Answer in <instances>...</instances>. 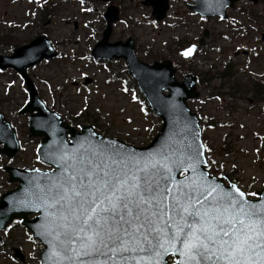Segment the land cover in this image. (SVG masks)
<instances>
[{"label": "rangeland", "instance_id": "374dc122", "mask_svg": "<svg viewBox=\"0 0 264 264\" xmlns=\"http://www.w3.org/2000/svg\"><path fill=\"white\" fill-rule=\"evenodd\" d=\"M41 1L46 2L44 9L39 0H0V55H11L38 35L46 36L59 56L37 64L28 75L47 108L70 119L90 117L107 136L127 144L149 143L161 122L125 75L123 61L106 67L89 56L104 29L106 5L92 0ZM142 1L110 0L119 10L110 41L131 38L137 58L145 63L170 60L177 80L186 73H206L202 85H197L199 96L188 105L201 120L209 171L217 176L230 173L247 195L255 194L264 187V101L260 102L264 100V17L256 21L255 7L244 0L228 10L225 23L193 14L187 8L190 0H168L165 18L155 22L151 8ZM235 52L241 54L234 56ZM226 67L231 75L222 81ZM85 78L91 79L87 85ZM256 85L262 87L257 97ZM26 102L19 75L10 69L0 71V112L20 144L11 160L0 155V194L15 187L8 183L3 167L46 169L36 156L38 138L29 136L28 115H18ZM7 231L1 234L0 264H21L12 257L13 247L25 256L23 264H40V245L28 231L17 224Z\"/></svg>", "mask_w": 264, "mask_h": 264}, {"label": "water", "instance_id": "95a60500", "mask_svg": "<svg viewBox=\"0 0 264 264\" xmlns=\"http://www.w3.org/2000/svg\"><path fill=\"white\" fill-rule=\"evenodd\" d=\"M193 1L196 2V6L190 8L202 16L225 18V8L231 6L235 0ZM144 4L153 8L152 15L156 20L163 19L168 10L166 0H146ZM104 18L107 22L106 29L102 39L92 51L93 56L103 61L123 58L129 74L135 80L142 95L162 119L160 133L145 148L125 146L118 140L102 137L90 126L81 127L78 132L62 122L57 114L46 109L38 99L36 90L26 74L28 67L42 59H51L56 56L50 42L44 36L37 37L30 44L14 50L11 56L0 55V68L15 69L25 82L29 101L19 114L35 111L28 119V129L32 136L41 137L37 149L38 157L43 163L53 167L51 171L19 170L11 167L3 169L8 173L10 182H17V187L0 196V230L11 218L21 219L22 224L43 245L39 255L41 264H81V262L83 264H136V261L130 257L144 255L127 253L124 254L126 258L121 259L119 254L113 255L108 249H101L106 255L84 256L78 244H68L63 236L64 232L70 231L63 227L65 221L61 219L68 215V210L67 207H60L63 201H59L56 194L63 192L61 186L66 184L73 172L87 167V161H98L97 154L104 148L110 152L123 153L124 157L128 158L129 164L139 161L143 166L147 160L164 165L161 168L163 174L161 184L163 185L166 181L167 186L172 190L171 194L178 199L181 192H189L192 184L199 182L202 186L201 190L208 185L213 187L219 185L224 194L231 192L237 199H243L258 208L264 206V189L256 193L258 197L256 200H248L246 196L240 198L233 189V184L224 186L216 177H209L205 170L207 164L200 139L198 118L190 113L185 103L188 98L198 96L195 92L194 77H186L178 83L173 78L170 62H154L152 65H147L138 61L130 39L124 43H109L111 24L117 20V10L108 8ZM164 90L168 91L167 95L163 93ZM67 135H69V142H67ZM18 148L14 130L0 114V153L12 157ZM182 171L186 173L179 178L178 174ZM208 198L211 199V197ZM164 204L166 207L171 206L169 200H165ZM29 215L35 216L29 219ZM169 215L174 213L165 212L160 221V227H163ZM145 230L141 229L142 232ZM154 235L155 233H151L149 238ZM69 247L77 248L78 252L65 253L64 249ZM13 251L14 257L23 262L24 258L19 250L14 248ZM168 255L176 258L175 264L181 259L178 252L174 254L173 250L169 249L167 254L160 257V264H166Z\"/></svg>", "mask_w": 264, "mask_h": 264}, {"label": "snow or ice", "instance_id": "6c2138e0", "mask_svg": "<svg viewBox=\"0 0 264 264\" xmlns=\"http://www.w3.org/2000/svg\"><path fill=\"white\" fill-rule=\"evenodd\" d=\"M97 155L98 161H87L56 194L63 201L60 207L68 210L61 219L70 231L63 236L84 256L106 255L101 249H108L121 259L127 253L144 254L130 257L136 264H160L172 249L181 257L177 264H264V206L224 194L219 185L201 190L199 182L178 199L166 181L161 184L164 165L129 164L123 153L106 148ZM233 189L240 198L246 195ZM165 212L174 215L160 227ZM64 251L76 254L78 249Z\"/></svg>", "mask_w": 264, "mask_h": 264}, {"label": "trees", "instance_id": "16d2710c", "mask_svg": "<svg viewBox=\"0 0 264 264\" xmlns=\"http://www.w3.org/2000/svg\"><path fill=\"white\" fill-rule=\"evenodd\" d=\"M227 75V74H226ZM231 74H228V76H230ZM69 123L71 124V125H73L74 123H75V121L74 120H70L69 121Z\"/></svg>", "mask_w": 264, "mask_h": 264}]
</instances>
